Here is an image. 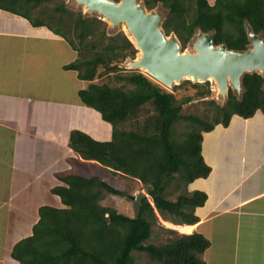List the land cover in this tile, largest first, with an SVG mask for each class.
<instances>
[{"label": "trees", "instance_id": "trees-1", "mask_svg": "<svg viewBox=\"0 0 264 264\" xmlns=\"http://www.w3.org/2000/svg\"><path fill=\"white\" fill-rule=\"evenodd\" d=\"M52 1L0 0V9L24 17L34 27H46L77 53L76 60L64 68L76 71L87 83L78 96L83 105L111 124L112 139L101 143L82 132H71L69 146L76 152L75 164L85 167L93 161L107 177H124L143 191L133 197L96 175L60 176L65 185L53 192L65 207H42L33 234L14 245L11 257L19 264H135L133 253L137 252L156 264H207L202 255L209 241L202 234H182L160 226L166 242H148L158 218L173 225L199 222L195 209L204 205L206 194L181 193L173 201L167 189L209 176L211 169L201 154L203 133L217 125L228 126L234 115L249 118L258 110L264 113V77L258 72L244 74L240 97L229 89L223 105L211 102L215 106L212 121L182 115V105L190 99H176L137 70L117 73L114 79L122 83L119 87L96 83L100 68L106 73L121 72L119 65L134 59L137 50L122 32L107 36L101 29L103 21L75 14L61 2L51 9L49 22L32 17V10ZM141 1L149 11L158 5L167 11L162 30L165 36H176L181 51L197 31L213 34L215 46L239 52L249 48L248 26L264 39V0H215L213 4L207 0ZM71 23L74 40L67 33ZM182 84L199 87L189 80ZM205 84L199 96L210 92ZM181 122L185 125L179 132L176 127ZM105 195L134 198L135 216L104 206Z\"/></svg>", "mask_w": 264, "mask_h": 264}, {"label": "crops", "instance_id": "crops-1", "mask_svg": "<svg viewBox=\"0 0 264 264\" xmlns=\"http://www.w3.org/2000/svg\"><path fill=\"white\" fill-rule=\"evenodd\" d=\"M76 58L46 27L0 9V264H19L11 251L33 234L42 207H65L53 192L65 185L60 176L104 173L93 161L77 166L69 146L73 131L112 139L111 124L78 96L87 83L64 68ZM201 154L211 172L186 187L207 199L186 234L208 239L207 264H264V113L203 133Z\"/></svg>", "mask_w": 264, "mask_h": 264}, {"label": "water", "instance_id": "water-1", "mask_svg": "<svg viewBox=\"0 0 264 264\" xmlns=\"http://www.w3.org/2000/svg\"><path fill=\"white\" fill-rule=\"evenodd\" d=\"M85 8L87 14L98 15L110 23L128 30L127 38L138 51V57L128 63L131 69L145 70L154 81L166 88L190 79L195 82L215 83L221 98L228 90L242 92L241 78L246 73L258 72L264 77V39L247 27L250 41L246 51L215 46L213 34L198 31L193 52H182L177 38H168L161 29L163 15L145 9L138 0H73Z\"/></svg>", "mask_w": 264, "mask_h": 264}, {"label": "rangeland", "instance_id": "rangeland-1", "mask_svg": "<svg viewBox=\"0 0 264 264\" xmlns=\"http://www.w3.org/2000/svg\"><path fill=\"white\" fill-rule=\"evenodd\" d=\"M214 1L215 0H208V2L210 4H213ZM60 2L65 5L66 9L74 12L75 14L81 13L85 17H97L98 19L103 21L104 25L101 26V29L105 30L107 36H113L119 32H122L124 35H126V33L124 31V28H125L124 25L120 24L116 27H111V25L108 21L103 20L98 15L87 14L85 8L78 6L73 0H55V1H52L49 3H44V4L40 5L39 7H37L36 9L32 10L31 15H32V17H39V19L49 22L48 15L52 14L51 9L53 7H55L56 5H58V3H60ZM138 2L141 5H143V2L141 0H138ZM151 12H160L163 15V20L167 14V11L164 10L161 7V5H158L155 9L151 10ZM54 15L56 17V14H54ZM161 24H162V22H161ZM72 29L73 28H72V23H71V29H69V30L66 29V30L69 31V32H67L68 35L74 40L75 39L74 31ZM161 29H162V27H161ZM197 32H196V34H197ZM196 34L193 36L191 41L188 43V45L186 46V48L182 52H193L192 45H193L194 40L196 39ZM126 37H127V35H126ZM167 37L168 38H171V37L176 38V36L174 34H170ZM137 57H138V51H137V54L134 57V59H136ZM134 59H132V60H134ZM132 60L128 58L124 63L119 65L120 68L123 69L121 72L106 73V72H104V70L102 68H100L97 72H98V74L99 73H102V74H100L101 76H99L95 80V82L96 83H108L111 86L119 87L122 85V83L117 82L114 79V77L117 73L125 74L126 72L130 73L132 71L137 70L140 73L147 76L150 80H152L158 86L162 87L167 92L173 93L174 96L176 97V99L180 100V99L189 98L190 99L189 102L184 103L182 105V110H181L182 115H185V116L186 115H193V116L200 117V118L207 120V121H212L213 116L215 114V106L213 104H211V102H215L218 105H223L227 99V97L225 99L221 98L220 93L215 91L216 85L211 80L207 81L208 88L210 89V92L208 94L204 95L203 97L199 96L198 92L200 90L202 91L206 88L205 82H195V83H198V85H199V87L195 88L189 84L188 85L182 84L183 81H185V80H181L180 82H176L171 88H166V87L162 86L161 84L157 83L156 81H154L153 79H151L143 70L129 68L128 63ZM186 80H188V79H186ZM189 81L191 83H194L190 79H189ZM235 94L237 97H240L241 93L238 94L235 92ZM259 112H261V111H259ZM184 125H185V123H183V122L178 123L176 129L179 130V132H182L184 130L183 129ZM96 173H97L96 174L97 176L106 180L111 186H113L119 190H125V191H128V193H132L133 197H135L140 190L139 184L132 183V181H128L124 177H121V176L107 177L105 175V173H103L102 171H97ZM174 186H175V184H172L167 189V192H166L167 196L170 200L174 201L176 199L177 195H179L181 193H187L189 191V189H187V187L183 184H181L180 188H175ZM140 191H143V190H140ZM133 201H134V198L132 200H130L128 198L126 199V198H120L118 196H113V195H105V197L101 203L104 206L115 208L119 213H123L129 217H134L136 214V209H135ZM165 222L170 223L171 226L173 225L169 221H164L161 218H158V224L153 228V235L151 237V240H149L148 243L155 244V245H161V244H164L166 242L167 235L163 231H160V229H159L160 226L167 228V229L175 230V231L182 233V234H186L185 232L179 231L173 227H168ZM173 226L177 227V225H173ZM192 233H194V232H192ZM192 233H190V234H192ZM133 256L135 259V264H156V263L152 262L145 253L134 252Z\"/></svg>", "mask_w": 264, "mask_h": 264}, {"label": "bare ground", "instance_id": "bare-ground-1", "mask_svg": "<svg viewBox=\"0 0 264 264\" xmlns=\"http://www.w3.org/2000/svg\"><path fill=\"white\" fill-rule=\"evenodd\" d=\"M124 31H125L126 34L129 35L128 30H127L126 28H124ZM143 71L145 72V70H143ZM210 80H211V79H210ZM211 81H212V80H211ZM215 91L218 92L217 89H215ZM165 223H166V222H165ZM166 225H167L168 227H173V228H175V229H177V230H179V231L185 232V233H187V232L189 231V229H190V228H188V227H186V226H184V225H177V227H174L173 225L171 226L170 223H166Z\"/></svg>", "mask_w": 264, "mask_h": 264}]
</instances>
